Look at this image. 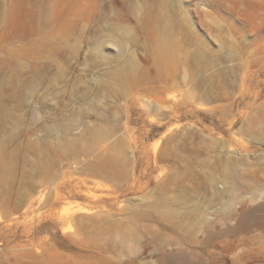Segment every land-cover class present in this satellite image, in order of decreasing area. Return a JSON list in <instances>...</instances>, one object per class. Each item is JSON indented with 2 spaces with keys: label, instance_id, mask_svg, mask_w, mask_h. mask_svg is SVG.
Wrapping results in <instances>:
<instances>
[{
  "label": "rangeland",
  "instance_id": "rangeland-1",
  "mask_svg": "<svg viewBox=\"0 0 264 264\" xmlns=\"http://www.w3.org/2000/svg\"><path fill=\"white\" fill-rule=\"evenodd\" d=\"M259 217L264 0H0V264H264Z\"/></svg>",
  "mask_w": 264,
  "mask_h": 264
},
{
  "label": "bare ground",
  "instance_id": "bare-ground-1",
  "mask_svg": "<svg viewBox=\"0 0 264 264\" xmlns=\"http://www.w3.org/2000/svg\"><path fill=\"white\" fill-rule=\"evenodd\" d=\"M248 213H250V212H248ZM248 213L244 214V215L240 218V220H241L242 218H244L245 215H247ZM243 220H245V219H243ZM243 220H241V224H243V222H244ZM257 222H258L260 225L264 226V217H259V218L257 219Z\"/></svg>",
  "mask_w": 264,
  "mask_h": 264
}]
</instances>
